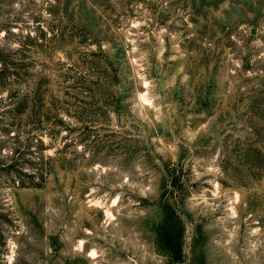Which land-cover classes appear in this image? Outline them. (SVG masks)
<instances>
[{"label": "rangeland", "instance_id": "rangeland-1", "mask_svg": "<svg viewBox=\"0 0 264 264\" xmlns=\"http://www.w3.org/2000/svg\"><path fill=\"white\" fill-rule=\"evenodd\" d=\"M0 58V264H264V0H0Z\"/></svg>", "mask_w": 264, "mask_h": 264}, {"label": "trees", "instance_id": "trees-1", "mask_svg": "<svg viewBox=\"0 0 264 264\" xmlns=\"http://www.w3.org/2000/svg\"><path fill=\"white\" fill-rule=\"evenodd\" d=\"M0 70H6L11 65L9 62L4 60V58H0ZM8 105L12 108L11 110L15 111L16 114H20L24 116V120L26 122L30 121L31 129L33 130L34 135H38V133L42 132V120L40 118V112L39 109L36 108V105H29L26 106V102L24 100H17L14 96L10 95L8 97ZM59 129V128H57ZM37 141L40 143H43L40 137L36 138ZM50 157V156H47ZM20 165H27V167H20L21 170L20 173L28 179V182L26 183V186L31 187H40L41 185L36 182L35 178L36 176L44 177L47 173V170L42 168L40 166V163H38L36 160L28 159L26 160L25 164ZM22 169H26V171H22ZM167 244L169 245V251L171 253V260L172 264H183L182 262V256H181V249L179 242L176 240H170L166 239Z\"/></svg>", "mask_w": 264, "mask_h": 264}]
</instances>
